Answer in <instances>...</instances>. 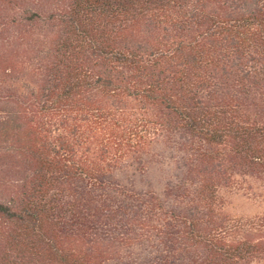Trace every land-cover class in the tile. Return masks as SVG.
Segmentation results:
<instances>
[{
	"label": "trees",
	"instance_id": "16d2710c",
	"mask_svg": "<svg viewBox=\"0 0 264 264\" xmlns=\"http://www.w3.org/2000/svg\"><path fill=\"white\" fill-rule=\"evenodd\" d=\"M246 178L264 0H0V264H264Z\"/></svg>",
	"mask_w": 264,
	"mask_h": 264
},
{
	"label": "rangeland",
	"instance_id": "374dc122",
	"mask_svg": "<svg viewBox=\"0 0 264 264\" xmlns=\"http://www.w3.org/2000/svg\"><path fill=\"white\" fill-rule=\"evenodd\" d=\"M165 170L158 164L150 165L144 172L139 187L160 192L163 187ZM219 194L223 209L233 218H248L264 211V193L258 181L251 178L237 180Z\"/></svg>",
	"mask_w": 264,
	"mask_h": 264
}]
</instances>
